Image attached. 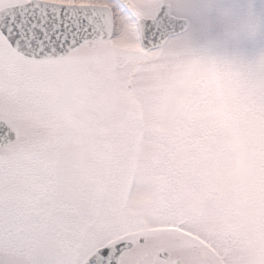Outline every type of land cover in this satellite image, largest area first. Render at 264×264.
Wrapping results in <instances>:
<instances>
[{"label": "snow or ice", "instance_id": "obj_1", "mask_svg": "<svg viewBox=\"0 0 264 264\" xmlns=\"http://www.w3.org/2000/svg\"><path fill=\"white\" fill-rule=\"evenodd\" d=\"M177 7L0 0V264H264V57L201 56Z\"/></svg>", "mask_w": 264, "mask_h": 264}, {"label": "rangeland", "instance_id": "obj_2", "mask_svg": "<svg viewBox=\"0 0 264 264\" xmlns=\"http://www.w3.org/2000/svg\"><path fill=\"white\" fill-rule=\"evenodd\" d=\"M174 3L178 6L177 15L190 20L187 30L177 35L184 38L201 56L243 66L253 65L264 57V0H174ZM192 5L198 8L211 6L207 15L214 17L211 28L204 30L199 26L201 16L191 7L184 10L183 6ZM241 18L246 21L245 31L243 35L237 36L230 30V25L239 22ZM169 97L170 93L165 91L161 97L162 102L167 103ZM178 133H182L178 127L168 130L170 137ZM225 147L241 157L243 166L245 142L229 138L225 140ZM228 167L232 171L237 170L234 164L230 163ZM184 191L189 197L198 196L189 189ZM246 195L240 188L234 187L230 197L237 204L235 201Z\"/></svg>", "mask_w": 264, "mask_h": 264}, {"label": "clouds", "instance_id": "obj_3", "mask_svg": "<svg viewBox=\"0 0 264 264\" xmlns=\"http://www.w3.org/2000/svg\"><path fill=\"white\" fill-rule=\"evenodd\" d=\"M214 17L211 16H201L200 18V27L204 30H207L212 27ZM246 21L241 18L239 22L233 23L230 25V30L237 36H241L245 31ZM105 107L109 111H117L122 108V101L119 97L113 96L106 100ZM170 142L173 144H179L183 142V133L174 134L170 137ZM87 151L82 153V155H87ZM242 163V162H241ZM249 197L246 195L242 199H237L235 203L244 205L248 202ZM205 204L203 198L199 196L190 197L187 203V207L192 212L199 211Z\"/></svg>", "mask_w": 264, "mask_h": 264}, {"label": "water", "instance_id": "obj_4", "mask_svg": "<svg viewBox=\"0 0 264 264\" xmlns=\"http://www.w3.org/2000/svg\"><path fill=\"white\" fill-rule=\"evenodd\" d=\"M179 18H180L181 23H182V28H181V31L179 32V33H181V32H184L188 28L189 20L186 17H179ZM179 33H177V34H179Z\"/></svg>", "mask_w": 264, "mask_h": 264}]
</instances>
